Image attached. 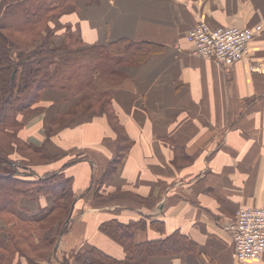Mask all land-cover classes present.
Masks as SVG:
<instances>
[{"label":"crops","instance_id":"crops-1","mask_svg":"<svg viewBox=\"0 0 264 264\" xmlns=\"http://www.w3.org/2000/svg\"><path fill=\"white\" fill-rule=\"evenodd\" d=\"M63 19L77 23L87 43L126 38L159 45L139 62L107 65V77L118 76L114 81L94 79L99 91L109 92L133 140L97 197L91 166L100 173L117 143L106 117H80L47 143L59 154L81 157L66 169L77 204L60 237L63 246L95 245L122 259L126 253L98 223L158 219L165 234L178 230L197 247L150 257L147 264H264V251L238 261L224 227L238 208L264 205V0H91ZM199 20L254 29L246 56L223 67L192 53L185 37ZM57 96L46 95L51 112L74 102ZM47 110L26 124L28 140H45ZM159 236L148 228L135 234L136 240Z\"/></svg>","mask_w":264,"mask_h":264},{"label":"trees","instance_id":"trees-1","mask_svg":"<svg viewBox=\"0 0 264 264\" xmlns=\"http://www.w3.org/2000/svg\"><path fill=\"white\" fill-rule=\"evenodd\" d=\"M90 2L0 0V219L5 223L0 228V264H49L59 233L70 223L77 197L66 169L81 157L55 152L47 144L51 137L80 117H106L116 133V150L100 171L97 187H92L93 197L133 144L111 107L109 92L102 90L95 96L81 92L101 76L107 60L139 62L158 51L159 45L126 38L85 42L78 24L63 17L77 14ZM48 93L58 94L56 99L61 101L71 97L74 102L65 110L51 112ZM45 110L49 111L44 119L46 138L37 144L28 140L26 124ZM23 198L37 199L38 208L28 212L21 205ZM97 228L126 256L116 258L95 245L77 247L76 264H147L150 257L194 252L197 247L178 230L165 234L158 219L106 218ZM147 228L160 236L136 240V232Z\"/></svg>","mask_w":264,"mask_h":264},{"label":"built area","instance_id":"built-area-1","mask_svg":"<svg viewBox=\"0 0 264 264\" xmlns=\"http://www.w3.org/2000/svg\"><path fill=\"white\" fill-rule=\"evenodd\" d=\"M254 29L247 27H210L199 20L186 34L192 53L230 67L244 58ZM255 69V67H253ZM224 227L230 232L238 261L257 259L264 251V205L240 207Z\"/></svg>","mask_w":264,"mask_h":264},{"label":"rangeland","instance_id":"rangeland-1","mask_svg":"<svg viewBox=\"0 0 264 264\" xmlns=\"http://www.w3.org/2000/svg\"><path fill=\"white\" fill-rule=\"evenodd\" d=\"M60 41H61V39L55 40L54 42H55V44H58V43H60ZM111 64H112V62L111 61L109 62L107 60V62L104 64V65H106V68L104 69V71L102 72V74H101L100 77H102L103 79L104 78H106V79H112L114 81L115 77H118L117 75L116 76L109 75L107 77V67L109 65H111ZM94 79L91 80V81H89V83L86 85V87L82 90L81 93L83 95H88L89 94V95L95 96L96 94H98L99 90H98L97 86L94 84ZM41 132L42 131H40L39 133L41 134ZM30 139H32L33 142H35V143H38L39 142L38 138H32L31 137ZM17 164L20 165L19 162H17ZM91 169H92V172L91 173H93V175H94V177L91 178V181H93V183H92V184H94L93 187L96 188L97 185H98L97 184V182H98L97 180H98L99 176L97 178H95V175H100V174H99V171L97 170V168L95 167V165H92L91 166ZM21 205L26 210H28V212H34L38 208L37 206L39 205V201H37V199H26V198H23L22 201H21ZM71 217L68 219L67 222H69L71 220ZM87 220H89L88 217H87ZM4 226H5V223L3 222V220L0 219V228L2 229V228H4ZM68 226L69 225H67V227H66L67 229H68ZM67 229L64 230L63 232L59 233V236H58V239H57V243H56L55 252H54V257L49 262V264H56V262H59L60 264H70L71 258L74 257V251L76 250L77 247L76 246H70V247L63 246V244L60 242L61 235H63L64 232L67 231ZM61 248H64V251L60 250ZM59 251H62V253L59 252ZM59 263H57V264H59Z\"/></svg>","mask_w":264,"mask_h":264}]
</instances>
